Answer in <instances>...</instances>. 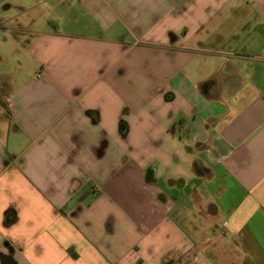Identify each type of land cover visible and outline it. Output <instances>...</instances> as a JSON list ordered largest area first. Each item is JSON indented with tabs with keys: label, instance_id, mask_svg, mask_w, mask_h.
<instances>
[{
	"label": "crops",
	"instance_id": "crops-1",
	"mask_svg": "<svg viewBox=\"0 0 264 264\" xmlns=\"http://www.w3.org/2000/svg\"><path fill=\"white\" fill-rule=\"evenodd\" d=\"M7 9L0 264H264V0Z\"/></svg>",
	"mask_w": 264,
	"mask_h": 264
},
{
	"label": "rangeland",
	"instance_id": "rangeland-1",
	"mask_svg": "<svg viewBox=\"0 0 264 264\" xmlns=\"http://www.w3.org/2000/svg\"><path fill=\"white\" fill-rule=\"evenodd\" d=\"M14 0H0V13L8 12L7 7L11 4ZM22 2V1H21Z\"/></svg>",
	"mask_w": 264,
	"mask_h": 264
}]
</instances>
